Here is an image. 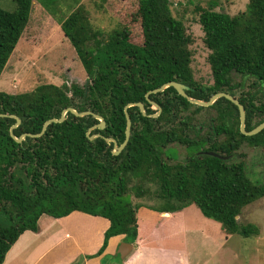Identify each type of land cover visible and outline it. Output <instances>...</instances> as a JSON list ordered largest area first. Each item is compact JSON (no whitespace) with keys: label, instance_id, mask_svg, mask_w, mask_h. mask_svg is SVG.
I'll list each match as a JSON object with an SVG mask.
<instances>
[{"label":"trees","instance_id":"1","mask_svg":"<svg viewBox=\"0 0 264 264\" xmlns=\"http://www.w3.org/2000/svg\"><path fill=\"white\" fill-rule=\"evenodd\" d=\"M15 2L14 12L0 8V78L33 10V0ZM218 6L219 0H211L207 8L198 9L204 44L211 52L213 87H202L194 77V39L184 22L173 16L170 0H140L142 45L130 41L127 28L107 36L94 30L83 7L63 21L62 31L91 80L88 85L45 84L23 94L0 92V114L21 119L14 130L17 138L40 134L47 121L60 119L68 108L78 113L91 111L106 121L105 129L96 128L88 136L100 121L93 115L68 113L63 123L49 125L42 137L27 136L17 143L10 132L16 120L0 117V264L25 232L39 231L44 215L61 219L83 212L108 219L111 226L100 253L112 237L125 236L126 242L135 243L140 207L129 197L130 178L158 187L156 195L164 205L149 209L174 213L195 205L228 235L239 233L248 238L258 233L253 225L240 226L237 218L264 198V183L254 182L245 164L232 160L245 142L264 147V130L252 137L242 134L238 107L222 98L211 106L218 109L220 121L213 130L226 135V140L211 143L209 137L191 138V118L182 115L192 107H197L196 112L203 107L168 88L149 96L161 107L159 117L153 118L158 110H152L146 98L148 92L178 82L190 88L191 98L208 102L230 87L232 71L264 87V0H250L246 11L236 16L216 11ZM239 101L246 109L247 131L264 122V105L257 106L245 97ZM130 103H143L146 116L139 107L129 109L131 138L115 156L114 143L107 139L116 140L118 146L124 143L125 107ZM255 118H259L256 123ZM173 144L191 151L184 163L165 160ZM134 190L137 197L145 194L141 184Z\"/></svg>","mask_w":264,"mask_h":264},{"label":"rangeland","instance_id":"2","mask_svg":"<svg viewBox=\"0 0 264 264\" xmlns=\"http://www.w3.org/2000/svg\"><path fill=\"white\" fill-rule=\"evenodd\" d=\"M211 0H170L173 16L184 22L188 33L193 37L192 69L197 82L205 88L214 86L211 66L208 62L209 49L204 44V32L200 24L199 8H207ZM250 0H219L216 11L236 16L246 11ZM140 0H33V10L29 24L24 31L15 51L0 78V92L16 95L34 91L45 84L69 87L78 84L81 87L90 83L74 47L62 31V23L79 7H83L94 30L110 33L127 28L130 41L136 45L144 42L143 31L138 15ZM0 8L14 12L15 0H0ZM230 87L225 92L237 99H251L257 106L264 105V87L253 78L232 71L228 76ZM225 107L226 104L222 103ZM152 110H158L155 106ZM192 107L184 112L182 118H191L194 132L190 137L208 138L210 142H224L226 135L216 134L214 127L220 124L217 108H203L196 112ZM259 121L255 118L254 123ZM199 130V132H198ZM206 144L203 149L207 148ZM164 158L170 164L184 163L190 152L181 144H173ZM244 163L246 172L254 182L264 183V147H253L243 143L235 153L232 163ZM139 184L145 191L137 197L135 187ZM129 197L137 211L139 225V246L128 258L118 254L121 244L110 246L101 258L102 264H264V198L246 207L238 222L240 226L253 225L258 233L248 238L241 234L228 235L220 224L204 217L196 206L184 208V212L166 219L160 213L149 208H160L164 200L156 192L158 187L152 183H142L130 178ZM163 214V213H162ZM161 214V215H162ZM168 217V216H167ZM52 218L58 223L61 219ZM73 222V221H72ZM147 222V223H146ZM73 227V223H67ZM80 225V224H79ZM86 232L82 236L92 238L97 245V236L90 225H84ZM69 252L64 261L82 264L86 255L81 256L79 246L68 241Z\"/></svg>","mask_w":264,"mask_h":264},{"label":"crops","instance_id":"3","mask_svg":"<svg viewBox=\"0 0 264 264\" xmlns=\"http://www.w3.org/2000/svg\"><path fill=\"white\" fill-rule=\"evenodd\" d=\"M184 212L178 211L163 214L159 212V217L169 219L171 216L175 217ZM175 213H178V215H173ZM44 217L50 216L44 215L41 217L38 232L27 231L19 238L7 254L4 264H73V261H64L69 252V240H72L73 244L75 241L77 244L80 242L82 244V247L79 246L80 255L89 256L82 264H102L101 258L106 249L108 250L110 246H118L123 243L118 252L121 256L120 251L125 248L124 245L126 243H129L125 241V236L112 237L108 241L106 248L100 253L104 245L105 233L111 226V222L108 219L100 216H92L83 212H73L69 216L62 218L61 223L56 222L52 218L45 219ZM69 222L73 223V227H68L67 223ZM84 225H90L93 235L97 236V245L95 247L91 244L92 238H88L83 243L85 238H83L82 233L87 231V229H84ZM138 243V238L135 243H129L133 246V250L125 258H122V256L121 258H128L134 252L136 246H139Z\"/></svg>","mask_w":264,"mask_h":264},{"label":"water","instance_id":"4","mask_svg":"<svg viewBox=\"0 0 264 264\" xmlns=\"http://www.w3.org/2000/svg\"><path fill=\"white\" fill-rule=\"evenodd\" d=\"M168 88H174L178 92V94L180 96L186 98L191 104H194V105H197V106L203 107V108L211 107L219 99L225 98L228 101L232 102L239 109V112H240V121H241L240 129H241L242 134H244L245 136L252 137V136L258 135L259 133H261L264 130V122L261 123L259 126H257L256 128H254L251 131H247L246 130V121H247L246 109L240 103L239 99L235 98L234 96H232L230 94H227L225 92H219V93L215 94L214 96H212L211 99L208 102H205V101H201V100H198V99L191 98L187 94V91L190 88L188 86H186L184 84H181V83H178V82H169L167 84H164L161 88L155 89V90L150 91V92H148L146 94V98H147L148 102L152 106H155L158 109V113L155 114V115H151V117H153V118L159 117V115L161 114V107L157 103H155L154 101L150 100L149 96L150 95H153V94L163 93ZM132 107H139L140 110H141V112L146 116V108H145V106H144L143 103H130V104H128L125 107V115H126V120H127V128H126V139H125L124 143L121 146H118L116 140H114V139H107L108 142L114 143V152L113 153H114L115 156L120 155L121 152H123V150L126 148V146L128 145V143L130 141L131 133H132V119H131V117L129 115V109L132 108ZM68 113H72V114L76 115L77 117H84V116H87V115H93L97 120L100 121V124L94 126L93 128H91L89 130L88 136L90 135V132L92 130H94L96 128L105 129V127H106V121L100 115L94 114L91 111H87V112H84V113H78L73 108H68V109H65L62 112V116H61L60 119H51V120L47 121L44 124L43 130H42V132L40 134H38V135L24 134L20 138H17L15 136V134H14V130L20 126L21 119L19 117H17V116H14V115L13 116H8V115H4V114H0V117H11V118H14L16 120V124H14L11 127V131H10L11 132V136L13 137V139L17 143H22L27 136L36 137V138L42 137L46 133V130H47V128H48L49 125H51L53 123H63L66 120V116H67ZM97 137H99V135L90 136L89 139L90 140H94ZM208 154L211 155V156L217 157V158H225V157L220 156L219 154L212 153V152H209ZM124 247L125 248L120 251V254H121L122 258H125L133 250V246L131 244H129V243H126L124 245Z\"/></svg>","mask_w":264,"mask_h":264}]
</instances>
